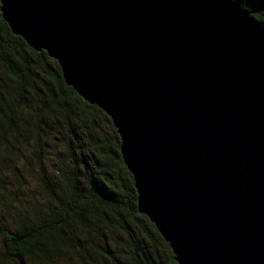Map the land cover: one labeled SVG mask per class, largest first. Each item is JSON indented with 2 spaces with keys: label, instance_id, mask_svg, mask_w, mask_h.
Returning a JSON list of instances; mask_svg holds the SVG:
<instances>
[{
  "label": "water",
  "instance_id": "obj_1",
  "mask_svg": "<svg viewBox=\"0 0 264 264\" xmlns=\"http://www.w3.org/2000/svg\"><path fill=\"white\" fill-rule=\"evenodd\" d=\"M120 136L178 264H264V26L235 0H0Z\"/></svg>",
  "mask_w": 264,
  "mask_h": 264
},
{
  "label": "trees",
  "instance_id": "obj_2",
  "mask_svg": "<svg viewBox=\"0 0 264 264\" xmlns=\"http://www.w3.org/2000/svg\"><path fill=\"white\" fill-rule=\"evenodd\" d=\"M235 1L264 26V0ZM0 264H178L138 210L111 118L1 10Z\"/></svg>",
  "mask_w": 264,
  "mask_h": 264
}]
</instances>
